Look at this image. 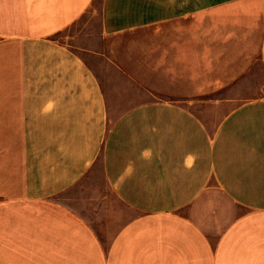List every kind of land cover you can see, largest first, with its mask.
<instances>
[{"label":"crops","instance_id":"0c3cea01","mask_svg":"<svg viewBox=\"0 0 264 264\" xmlns=\"http://www.w3.org/2000/svg\"><path fill=\"white\" fill-rule=\"evenodd\" d=\"M0 264H264V0H0Z\"/></svg>","mask_w":264,"mask_h":264},{"label":"rangeland","instance_id":"374dc122","mask_svg":"<svg viewBox=\"0 0 264 264\" xmlns=\"http://www.w3.org/2000/svg\"><path fill=\"white\" fill-rule=\"evenodd\" d=\"M259 70H260L261 74H263V69H262L261 67H260V69H259Z\"/></svg>","mask_w":264,"mask_h":264}]
</instances>
